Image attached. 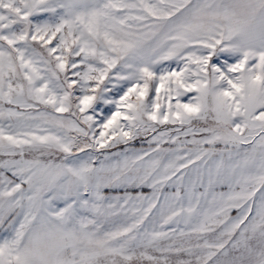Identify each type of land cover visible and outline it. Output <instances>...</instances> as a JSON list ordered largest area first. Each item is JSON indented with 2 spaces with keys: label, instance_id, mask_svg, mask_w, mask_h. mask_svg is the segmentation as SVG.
Returning <instances> with one entry per match:
<instances>
[{
  "label": "snow or ice",
  "instance_id": "obj_1",
  "mask_svg": "<svg viewBox=\"0 0 264 264\" xmlns=\"http://www.w3.org/2000/svg\"><path fill=\"white\" fill-rule=\"evenodd\" d=\"M0 264H264V0H0Z\"/></svg>",
  "mask_w": 264,
  "mask_h": 264
}]
</instances>
